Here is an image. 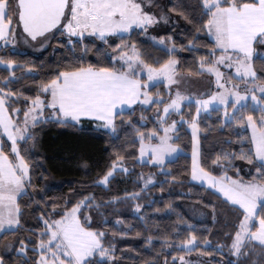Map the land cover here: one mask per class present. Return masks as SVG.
Wrapping results in <instances>:
<instances>
[{
  "label": "snow or ice",
  "instance_id": "snow-or-ice-1",
  "mask_svg": "<svg viewBox=\"0 0 264 264\" xmlns=\"http://www.w3.org/2000/svg\"><path fill=\"white\" fill-rule=\"evenodd\" d=\"M155 4L156 0H0V50L7 53L0 54V65L8 73L0 77V236L13 233L12 241L2 244L18 257L16 264H120L113 241L126 237L133 225L117 216L110 235L103 215L107 207L131 202L132 212L147 221L151 214L168 213L171 204L141 215L155 203H141L143 193L157 184L163 192L165 184H182L185 179L216 197L205 205L214 224L219 222L218 204L232 214L224 221L230 230L214 251L227 248L236 259L221 264H264V0ZM181 19L193 29L185 43H176L174 33L149 35L162 23L179 28ZM201 34L206 43L198 42ZM142 39L156 49L155 55L139 42ZM53 40V53L58 48L68 53L57 67L42 73L43 61L17 58L26 55L21 45L47 51ZM201 51L204 54L190 63L179 55ZM89 53H95L94 61ZM28 77L33 78L29 87H16ZM193 78L203 82V90L189 89ZM212 113L218 123L205 124ZM85 121L92 132L104 134L110 149L106 163L95 179L70 189L62 203L48 209L50 201L44 200V209L35 217L41 226L25 229L21 198H31L33 173L42 167L35 151L39 131L60 125L81 132ZM182 129L191 133L185 178L166 167L184 154L175 142ZM210 130L229 132L222 144L247 147L239 153L222 149L208 164L201 134ZM237 158L251 166L245 175L239 168L229 174ZM136 164L157 171L139 172L133 180L139 185L136 191L98 198L95 190L106 194L117 174L130 176ZM119 227L123 230L118 232ZM168 227L170 231L145 239L146 246L158 241L160 253L171 252L163 264H192L185 254L193 251L211 257L202 251L212 246L208 236L197 234L211 229L182 219ZM182 229L187 231L179 238ZM154 230L161 231L158 225ZM0 264H6L3 255ZM144 264H160L159 253Z\"/></svg>",
  "mask_w": 264,
  "mask_h": 264
},
{
  "label": "trees",
  "instance_id": "trees-1",
  "mask_svg": "<svg viewBox=\"0 0 264 264\" xmlns=\"http://www.w3.org/2000/svg\"><path fill=\"white\" fill-rule=\"evenodd\" d=\"M168 0H156L154 7L166 4ZM186 3L194 4L196 0H185ZM179 28H167V30L160 31L157 35H167L174 33V39L176 43H185L187 39H191L190 26H186V22L178 20ZM145 48L156 54V49L150 47L149 42L146 39L139 41ZM198 42L203 44L206 43V38L203 34L198 38ZM53 44L56 41L53 40ZM26 55L17 57L20 59H31L35 60L37 64L42 61L44 68L41 69L43 73L48 68L57 67L59 63H64V60H60L62 56H68L65 50L59 49L53 53L52 47L47 51L40 53H32L25 51ZM0 54L7 55L6 52L0 50ZM203 51L196 53L181 52L179 55L182 60H186L189 63L196 55H203ZM89 58L95 59V53H89ZM187 66V65H185ZM3 65H0V77L7 75ZM41 77L36 76L35 79L39 80ZM32 77L22 79L17 88L20 85L29 87L31 85ZM34 92V89H32ZM15 106V105H14ZM139 114V112H137ZM22 115V113H21ZM215 113L211 114V118L205 117V124L216 125L218 121L215 120ZM151 126V125H149ZM205 125H202L204 127ZM91 125L85 121V130L77 132L71 128H65L60 125H46L42 130L39 131V142L35 147V151L39 154L41 165L36 167L33 173V187L29 188V193H32L31 198L25 195L21 198V206L23 208L22 223L25 229L31 227L33 229L39 228L41 225L37 222V217L42 209H44V200L50 201L47 205L48 209L51 208L52 203H62V197L69 193L70 189H79L82 186V182L91 181L96 178L97 173L103 168L106 163V158L110 149L106 148V139L103 133H94L91 130ZM121 135H123L121 133ZM229 132H217L215 130L207 131L206 134H201L202 153L205 157L206 163L210 164L211 160L219 153L222 149L232 151L235 149L239 153L241 148H246L247 144L241 145L238 143L234 144H222L220 140L227 138ZM235 139V134H232ZM181 145L184 150V154H181L178 159L166 167L174 169L172 175L180 178H185L184 165L190 164L191 162V134L189 131L181 130L180 139L175 141ZM87 166V167H86ZM131 166V165H130ZM136 171L130 176L124 177L122 174H117V178L112 182L111 188L107 190L106 194L104 190L97 189L98 198L107 199L111 196L122 195L125 191L131 192L136 191L139 185L133 183L136 175L143 171L144 173L156 172L157 169L152 168L148 165L141 166L136 164ZM251 166L247 164V161L235 159L234 167L229 170V174L235 173L236 169H241V175H245ZM254 170V169H253ZM39 176V179L36 177ZM163 179V177H159ZM247 179L248 176H245ZM160 185L157 184L153 188L147 189L142 196L141 203L147 205L149 200L155 201L150 206L144 208V214H151L156 208H164L166 203L171 204V210L168 213H155L148 216L147 221H140L138 217L132 212L131 202H124L119 205H111L107 207V211L103 213L104 216L108 217L109 223L107 225L109 234L114 226V222L117 216H120L125 224H131L133 227L128 235L124 238L117 237L113 243L116 245L117 256L119 257L120 264H144V261L153 259L157 253H159V262L163 264L164 256L167 255L171 259V252L160 253L161 244L155 241L153 245L146 246L145 239L147 236L152 235L158 237L165 230L170 231L171 226L179 220L191 221L196 224L198 228L211 229V231L198 232L197 234L203 238L208 236L212 246L203 248L204 253H211V257L208 255H202L204 264H221L222 261L235 260L236 257L232 256L231 253L225 248L222 252L217 253L214 251L216 245L224 242V234L230 229L224 223L225 220H230L232 214L223 205H217V212L219 214V222H212L211 209L205 207L209 201L216 199L210 192H206L203 188H200L194 184L185 182L182 184L164 185V191H160ZM93 191V189H89ZM204 213L205 215H201ZM94 219H101L100 216H94ZM146 225V226H145ZM159 226L161 231L156 232L154 229ZM103 227V225H98ZM151 229V230H149ZM118 232L123 230V227L116 229ZM187 229H182L181 237L186 233ZM141 233L137 236L136 233ZM27 235L25 231L23 233ZM13 233H4L0 236V255L4 256L6 264H16L18 257L15 256L14 252L9 253L4 250L2 241L7 239L12 241ZM18 243V242H17ZM199 247V246H198ZM187 255L195 256V251L186 253ZM177 264L178 263L177 261Z\"/></svg>",
  "mask_w": 264,
  "mask_h": 264
},
{
  "label": "rangeland",
  "instance_id": "rangeland-1",
  "mask_svg": "<svg viewBox=\"0 0 264 264\" xmlns=\"http://www.w3.org/2000/svg\"><path fill=\"white\" fill-rule=\"evenodd\" d=\"M167 28L168 27L162 23L161 24V27L159 29L154 30L153 32H150L149 35H157L160 31L165 30ZM52 45H54L53 44V41H52V44L49 45L47 49L51 48ZM21 47L24 49V51H28V52H32V53H40V52L43 51V50H41L39 52H34L32 48H25L23 45H21ZM202 84H203V82L198 81L195 78H193L191 81H189V83H188L187 86L189 87V89L191 91H197V90H203ZM186 258L189 259L192 262V264H204L203 263L204 262V259H203V256L202 255H198V254L195 255V256L187 255ZM178 263H180V262L178 261Z\"/></svg>",
  "mask_w": 264,
  "mask_h": 264
}]
</instances>
